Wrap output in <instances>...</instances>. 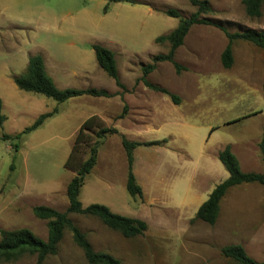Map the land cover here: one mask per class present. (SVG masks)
Returning a JSON list of instances; mask_svg holds the SVG:
<instances>
[{
  "label": "rangeland",
  "instance_id": "obj_1",
  "mask_svg": "<svg viewBox=\"0 0 264 264\" xmlns=\"http://www.w3.org/2000/svg\"><path fill=\"white\" fill-rule=\"evenodd\" d=\"M17 1L20 5L13 9L5 8L7 5L4 6L3 0H0L1 20L3 9L6 16L15 14V10L23 11L28 16L36 15L35 19L39 22L48 16L67 20L70 16L76 17L85 13V21L90 25L87 35L92 42L99 39L105 43H115L109 35H101L95 31V24L100 25L106 5L107 11L111 9L113 12L109 14V22H114L124 15L119 6L112 7L106 0ZM133 1L143 3L140 0ZM207 1L212 12L201 17L219 22L229 33L240 32L244 28L258 31L264 28V6L260 17L251 18L245 12L243 0ZM146 4L155 12L152 27L156 38L169 34L179 23V19L166 16V10L175 9L181 17L188 18L197 9L189 0H147ZM151 20L152 16L148 15L142 19L143 24L150 23ZM32 27L35 28L33 25ZM27 32L30 33V30ZM226 44L227 39L219 29L208 25H194L185 37L183 45L175 51V62L184 70L176 73L170 63L162 62L158 63L156 69L148 76L150 82L175 95L179 104L182 102L178 106L180 112L176 115L183 116L189 124L191 139L198 141V154L202 148L210 150L227 141H234L233 154L236 153L240 160L241 171L248 172L242 160L247 146L239 139L243 138L247 123L255 124L259 121L245 117L255 111L264 113V54L251 44L236 40L232 49L233 65L224 69L220 55ZM168 49L167 42L152 41L147 48L136 49L140 57L136 62L149 64L154 56L166 54ZM112 52L120 66L126 60V54L115 47H112ZM21 93L27 95V99H24L28 104L34 102L28 97H38L47 102L44 104L36 101L40 110L32 112L28 105L19 107L15 104L16 99H3L5 104L1 113L6 120L0 126V232L26 228L36 237L46 240L48 221L38 219L33 209L36 206H46L59 212L66 211V187L76 175L77 169L70 171L64 164L71 153L79 129L72 131V122L63 115L48 118L37 130L15 138L29 127L39 114H43L45 108L48 110L45 113L55 108L66 112L67 108V102L57 103L38 94ZM95 118L97 120L93 134H89L76 154L81 162L88 159L90 149L98 146L100 142L95 132L102 126L98 118ZM260 122L264 124V119L261 118ZM165 134L166 131L154 125L147 135L140 136L137 140H159L164 138ZM3 135L9 136V139L3 140ZM256 151L260 153L259 150ZM136 158L137 171L147 202L150 192L154 190L155 181L161 198L169 189L177 202L183 198L185 187L182 178L191 170H184L181 166L189 165L193 169L194 161L189 160L188 164L165 162L162 152L144 147L137 150ZM99 170L102 171V168ZM252 170L260 169L256 167ZM111 171L112 178L106 180L107 183L111 181L113 185L110 191L99 189L89 192V187L97 180L96 177L90 176L85 181L83 197L94 196L101 204L100 202H106L116 195L112 199L115 206L112 212L126 217H144L147 230L142 235L125 238L119 232L107 228L95 217L68 214V218L85 235L95 252L108 254L120 264H238L221 254V248L236 244L241 245L255 261L264 260V208L258 209L261 195L259 196L256 189H248L244 184L230 188L221 202L217 221L214 225H208L195 218L182 220L177 216V210H163V199L158 205L151 206L144 200L130 197L122 180L127 171V161H113ZM224 175L226 176L227 172L218 159L205 162L198 158V207L207 200L215 186L225 180ZM252 202L258 207L246 206ZM35 262V255L24 254L15 261H0V264ZM44 264H87L83 251L74 243L68 228L64 229L56 253L47 256Z\"/></svg>",
  "mask_w": 264,
  "mask_h": 264
},
{
  "label": "crops",
  "instance_id": "obj_2",
  "mask_svg": "<svg viewBox=\"0 0 264 264\" xmlns=\"http://www.w3.org/2000/svg\"><path fill=\"white\" fill-rule=\"evenodd\" d=\"M140 1L143 3H112V7L119 6L123 11L124 15L120 18L123 19L109 22V14L113 13L110 9L106 11L101 18L100 25L95 24L96 32L101 35H109L115 43H105L104 40L100 41L99 39L92 42L87 35V30H89L88 27L90 25L85 21V16H87L85 13L76 17L70 16L67 20L48 16L44 18L45 20L42 19L39 22L35 19L37 17L36 15L28 16L24 14L23 11H20V13L15 10V14L6 16V12L3 9L2 20L0 19L1 110L4 108L5 102L3 99L5 97L16 99L14 100L16 102L15 104L19 107L28 105L32 112L40 110V105L36 103V101L46 104L47 101L38 97H28L31 101H34L28 104V102H26L27 95H21L23 91L19 90L13 81V77L25 73L29 58L35 55H40L42 57L45 72L52 79L57 89L85 90L94 88L106 91L110 97H91L83 95L71 98L66 101V112H60V109H57V113L50 117H62L64 115L68 121L72 122V131L80 129L86 121L93 117H97L102 128L115 129L118 132L117 134H107L99 142L96 164L91 169L90 173L86 175L80 190L79 200L82 206L86 207L90 204H99V201L97 202L95 200L97 198L94 196L88 195L83 197V189L86 184L85 181L90 176L96 177L97 180L90 186L93 188L89 187V192L99 191V189L110 191L112 189L113 185L111 181L108 183L106 182V180L111 179L113 176L111 171L112 162H115L117 159L126 162L120 136H124L129 141L141 143L164 141V143L158 146L144 148L148 150L154 148L162 152L165 162L173 161L181 164L182 162H187L188 164V161L191 160L195 163L193 169L189 165H185V167L181 166L184 170L187 168L191 170L187 176L183 177L184 179L182 178L185 187L183 198L178 202L174 200L170 189L167 191V194H163V198H161V193L157 187L158 184L155 181L154 190L150 192L149 201L147 202L145 190L137 171L136 152L142 147H137L133 150L132 170L136 182L142 188L143 198L141 200L146 201L148 205L152 206L158 205L163 199V210H177L176 213L180 219L192 220L195 218V214L199 208L198 158L205 162H209L214 158L218 159V152L227 145L230 146L231 152L233 153L235 143L234 141H227L218 147H212L210 150L202 148L198 154V141L191 139L189 124L186 123L183 116L176 115L177 112H180L178 106L181 105L182 102L181 104L175 105L172 103L169 96L146 88L140 81L142 77L141 65L144 63L142 61L140 63L136 62V59L140 58L136 49L139 48L143 50L147 48L152 41L155 42L156 38L152 27L155 12L146 4L147 0ZM3 4L4 6L7 5L5 8L13 7V9H17L20 2L17 0H3ZM146 15L152 16V22L143 24L142 19ZM117 18L118 16H116V19ZM32 25L35 26V28H33ZM27 30H30V33H28ZM261 30H264V28ZM94 44H99L110 51H112V47H115L117 50L120 49L126 54L124 55L126 60L123 61L120 66L115 59L118 78L123 88L116 86L115 81L108 77L98 66L94 51L91 48ZM251 46L253 45L251 44ZM257 49L264 54V50ZM127 50L128 52L126 53L125 51ZM146 81L155 85L153 82L149 81V76L146 77ZM154 94H156L157 97H155ZM43 103L42 105H44ZM125 107L126 112L123 117L120 118ZM43 111L45 113L48 110L45 108ZM245 118H256L259 121L255 122V124L247 123L244 127L245 134L242 139H239L247 146L245 149V156L242 159L244 161V168L249 170L248 172L261 173L264 168V162L261 153L258 154L256 150H259V144L264 132V124L260 122L261 118L264 119V113L262 111H255L249 113ZM154 125L166 131L164 138L151 141L137 140L140 136L147 135ZM212 132L213 130L210 132V135ZM234 156L237 161H239L238 164L241 165L236 153ZM98 167L99 169L102 168V171H100ZM256 167L260 170H252ZM94 171H96V173H93ZM223 178L227 179L228 173L226 176L224 175ZM122 180L126 184V172ZM244 185H247L248 189H256L259 192V196L261 195L259 198L261 199L260 205L258 204L259 207L253 202V204L248 203L246 206L258 207V209L261 207L264 208V185L257 183H248ZM227 193H229V190ZM115 196L106 202H100L101 205L114 211L115 206L112 204V199H114ZM224 197L219 204V214L221 211V202ZM136 199L141 201L138 198ZM156 211L158 210L156 209ZM127 217H134L146 222V219L142 216L128 215Z\"/></svg>",
  "mask_w": 264,
  "mask_h": 264
},
{
  "label": "trees",
  "instance_id": "obj_3",
  "mask_svg": "<svg viewBox=\"0 0 264 264\" xmlns=\"http://www.w3.org/2000/svg\"><path fill=\"white\" fill-rule=\"evenodd\" d=\"M108 4L126 2L136 4L133 0H106ZM192 6H195L196 12L191 14L188 18H183L175 9H168L164 14L171 18L179 19V23L175 29L169 34L159 36L155 39L156 43L167 42L169 49L166 54L154 56L151 63L141 65L142 77L140 81L143 85L155 92L167 95L170 97L173 104L178 105L179 99L170 94L164 88L158 85H153L146 81V77L156 69L158 63H170L175 69L176 73L184 70V68L175 62V51L183 45L184 39L187 36L190 28L194 25H208L219 29L224 33L227 44L220 55V62L224 69H229L233 65L232 45L236 40L248 42L253 46L264 50V30H254L244 28L240 32L229 33L219 22L211 21L202 18L201 15L212 12V9L207 0H189ZM245 12L251 18H258L261 15V9L264 6V0H243ZM107 5L104 7V12L107 11ZM94 51L96 62L98 66L115 81L116 86L123 88L119 81L116 61L112 51L107 48L94 44L91 46ZM14 84L23 92L34 93L46 98H50L57 103H64L71 98L87 95L91 97H110L104 90L89 88L85 90L79 89H57L52 79L46 74L42 57L40 55L31 56L28 61L27 69L24 74L13 77ZM126 112L124 108L120 118ZM57 113L55 108L51 112L39 115L35 121L21 133L17 134L15 138L27 135L42 126V124L50 117ZM6 117L1 113L0 102V126L5 122ZM97 120L95 117L86 121L78 130L75 137L74 145L71 153L66 160L64 167L70 171L75 172V176L69 181L66 187V197L68 200V207L65 212H59L53 208L46 206H36L33 209L34 215L41 220H47V238L42 240L36 237L29 229L22 228L18 230H3L0 232V261L11 262L17 260L24 254H31L36 256L35 264H44L47 256L54 255L57 251V245L62 239L64 229L68 228L72 233L74 243L83 251L87 264H120L118 260L105 253L95 252L91 243L87 240L85 235L72 223L68 218V214H78L83 216H91L99 219L107 228L119 232L125 238H131L142 235L147 230V224L139 219L130 218L113 213L108 207L101 204H91L83 207L80 200V190L84 183V179L91 169L96 164L98 146L90 149L89 157L84 162L76 157L79 153V146L85 143L89 134H93L94 123ZM213 130V129H212ZM211 130V131H212ZM210 131V132H211ZM115 129L100 128L95 132V136L100 140L107 134H117ZM121 144L125 152L127 161L126 184L125 189L130 197L133 199H142L143 192L140 185L136 182L133 174V150L137 147L158 146L164 141L151 142H135L129 141L124 136H120ZM3 140H8L9 136L3 135ZM259 150L264 162V132L262 140L259 144ZM218 160L228 173V178L219 183L209 194L207 200L203 202L196 214L195 219L200 220L208 225H214L219 215V204L227 191L237 185L257 183L264 185V168L261 173L242 172L238 161L231 152L230 146H225L218 152ZM221 254L226 259L233 260L238 264H264L255 261L250 257L241 245H227L221 248Z\"/></svg>",
  "mask_w": 264,
  "mask_h": 264
}]
</instances>
